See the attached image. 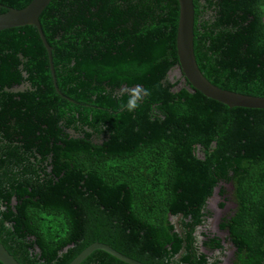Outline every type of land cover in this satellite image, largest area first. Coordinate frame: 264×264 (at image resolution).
Segmentation results:
<instances>
[{
  "label": "trees",
  "instance_id": "16d2710c",
  "mask_svg": "<svg viewBox=\"0 0 264 264\" xmlns=\"http://www.w3.org/2000/svg\"><path fill=\"white\" fill-rule=\"evenodd\" d=\"M31 0H0V14ZM213 85L264 97V0H193ZM177 0H51L0 31V242L20 264L104 243L144 264H264V110L181 80ZM218 191L223 240L205 229ZM1 264V263H0ZM81 264H126L104 251Z\"/></svg>",
  "mask_w": 264,
  "mask_h": 264
},
{
  "label": "water",
  "instance_id": "95a60500",
  "mask_svg": "<svg viewBox=\"0 0 264 264\" xmlns=\"http://www.w3.org/2000/svg\"><path fill=\"white\" fill-rule=\"evenodd\" d=\"M51 0H31V2L20 10L8 9L6 13L0 14V31L32 25L36 28L40 40L47 52L49 68L54 87L58 91L54 66L51 57V47L45 39L39 22V17ZM179 7L178 25L176 32V52L178 68L184 79L193 90L200 92L203 96L229 108H247L264 110V97L245 95L221 89L211 84L200 72L193 47L194 38V6L193 0H177ZM218 195V191L213 197ZM212 197V198H213ZM211 198V199H212ZM233 248V246H232ZM101 250L126 264H144L131 259L116 251L107 244L95 242L81 251L69 264H81L92 252ZM0 263L20 264L0 242Z\"/></svg>",
  "mask_w": 264,
  "mask_h": 264
},
{
  "label": "rangeland",
  "instance_id": "374dc122",
  "mask_svg": "<svg viewBox=\"0 0 264 264\" xmlns=\"http://www.w3.org/2000/svg\"><path fill=\"white\" fill-rule=\"evenodd\" d=\"M170 80H181V84L184 82L182 78L181 71L178 67H175L169 73ZM222 199L218 195L214 196L208 202V209L211 211V217L206 223L205 229L211 233L218 235L223 240L225 239L226 234L218 229L220 220L229 215L235 205L230 201L227 202L224 208H220ZM225 244V253L222 255L223 264H231V259L233 257V248L229 242L224 241Z\"/></svg>",
  "mask_w": 264,
  "mask_h": 264
}]
</instances>
